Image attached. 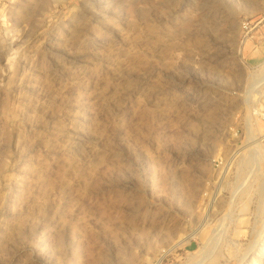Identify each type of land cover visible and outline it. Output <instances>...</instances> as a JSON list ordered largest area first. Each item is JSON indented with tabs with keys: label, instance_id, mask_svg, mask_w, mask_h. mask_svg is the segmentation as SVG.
<instances>
[{
	"label": "rangeland",
	"instance_id": "rangeland-1",
	"mask_svg": "<svg viewBox=\"0 0 264 264\" xmlns=\"http://www.w3.org/2000/svg\"><path fill=\"white\" fill-rule=\"evenodd\" d=\"M263 94L264 0H0V264H264Z\"/></svg>",
	"mask_w": 264,
	"mask_h": 264
},
{
	"label": "built area",
	"instance_id": "built-area-1",
	"mask_svg": "<svg viewBox=\"0 0 264 264\" xmlns=\"http://www.w3.org/2000/svg\"><path fill=\"white\" fill-rule=\"evenodd\" d=\"M244 28L248 29L247 25L244 26ZM252 109L255 118L264 123V97H261V99L258 100V103L255 106H253Z\"/></svg>",
	"mask_w": 264,
	"mask_h": 264
},
{
	"label": "bare ground",
	"instance_id": "bare-ground-1",
	"mask_svg": "<svg viewBox=\"0 0 264 264\" xmlns=\"http://www.w3.org/2000/svg\"><path fill=\"white\" fill-rule=\"evenodd\" d=\"M263 82V81H262ZM257 93V92H256ZM252 134V133H251ZM251 134H250V136H251ZM261 137H264V132L261 134ZM252 261V264H255V260H251Z\"/></svg>",
	"mask_w": 264,
	"mask_h": 264
}]
</instances>
